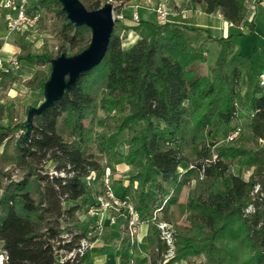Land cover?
<instances>
[{
    "label": "trees",
    "instance_id": "16d2710c",
    "mask_svg": "<svg viewBox=\"0 0 264 264\" xmlns=\"http://www.w3.org/2000/svg\"><path fill=\"white\" fill-rule=\"evenodd\" d=\"M79 1L86 10L109 2L118 13L130 0ZM190 1L238 32L216 38L166 21L150 38L122 48L124 26L115 18L98 65L30 126L27 111L34 105H18L10 124L0 123V264H82L89 249L66 256L82 239L95 238L87 210L104 192L105 167L112 179L120 165L128 167L126 180L113 178L111 189L147 225L141 248L150 264H162L167 252L152 220L155 210L174 229L166 264H264V80L254 83L249 98L242 95L251 62L232 39L243 35L251 7L246 0ZM33 6L53 15L51 32L60 46L33 51L27 34H17L14 56L34 71L25 80L0 72V89L18 83L38 90L43 101L51 60L86 49L91 32L71 24L58 0ZM209 43L217 45L216 57L202 72ZM242 119L239 135L220 142L216 125L233 131L232 121ZM190 185L188 200L180 202L181 189ZM123 222L118 264H135L137 246Z\"/></svg>",
    "mask_w": 264,
    "mask_h": 264
},
{
    "label": "crops",
    "instance_id": "0c3cea01",
    "mask_svg": "<svg viewBox=\"0 0 264 264\" xmlns=\"http://www.w3.org/2000/svg\"><path fill=\"white\" fill-rule=\"evenodd\" d=\"M158 3H164L167 6L169 12L166 20L168 22L179 23L190 28L192 27L206 29L212 37L216 38L235 35L238 32V30L234 28L230 23L226 22L220 16V14H218L217 12L212 14H205L202 10L201 5L194 4L190 0H130L120 8L118 12L120 14H116L122 15V13L127 9L129 11H132L133 9L135 10L136 7L139 9L142 7H147L148 9H150L149 11L152 12L154 16L153 19L156 22V14L154 9L158 5ZM181 6L182 8H180ZM133 11L131 15L135 13ZM249 24H253L251 32H248ZM123 26L124 30L120 34L121 46L122 48H128L136 40L142 38V36H140L132 28H129V26ZM1 29L2 26L0 24V30ZM242 31V36H233L232 39L236 43L239 49V53L247 57L251 62L250 68L244 71L242 75L243 81L241 83V91L242 95L245 97L243 91H247L248 93L254 86V83L259 79V76L264 74V0H255L253 2L251 10L246 17L245 26L242 28ZM11 42V44L7 42L2 45L0 44V58L7 59L15 53V42H13V39H11ZM7 45L10 50H6V52L2 51L3 48ZM207 47L210 48L211 54H216L217 45L215 43H209ZM256 66H258L257 70H255ZM249 70H255L254 74L249 72ZM33 71L34 68L30 69L26 64L23 71H21L23 74L17 75H19L22 80H25L32 75ZM33 92L35 91L27 92L26 89L21 85L19 87L14 86V88L6 91L0 89V107L3 110V113L4 109L6 107H9L11 109L10 111L12 117V111L18 106V104H21L23 106L26 104L24 101L25 94L26 98L33 99ZM6 115L7 114L4 113V117L0 121V123H3L2 125L4 126L10 124L9 121H7ZM119 143L117 145V149L118 151L123 153L125 151V145L123 142L122 145H120ZM121 170L122 175L126 180L128 169L126 166H121ZM116 222L117 221L113 223L114 225L109 224L108 222L105 223L109 224L108 228H106L104 234L102 233V237L96 238L95 244L91 247V249L88 250L85 259L89 257L90 261L86 264H118L119 245L122 239V230L121 224L118 223L119 225L117 227L115 225ZM146 232L147 225L140 224L137 229V240L140 247H138L137 251H135L133 255V261L135 262V264H150L146 251L141 248V239L145 236ZM94 250L97 251L93 252ZM90 251H92V253H89ZM82 264H85V262L83 261Z\"/></svg>",
    "mask_w": 264,
    "mask_h": 264
},
{
    "label": "built area",
    "instance_id": "2783aa9c",
    "mask_svg": "<svg viewBox=\"0 0 264 264\" xmlns=\"http://www.w3.org/2000/svg\"><path fill=\"white\" fill-rule=\"evenodd\" d=\"M255 0H246L245 3L252 6ZM35 0H1L0 9L5 11L3 16V32L0 33V44H4L13 35L33 33L37 27L40 19V13L34 9ZM156 19L158 24H163L165 16L168 15V9L164 3H159L155 8ZM117 19H121V15L114 14ZM136 19V16H133ZM20 66L14 54L7 59L0 58V72H7L18 69ZM261 81L264 80V74L259 76ZM241 128L238 126L229 136L232 139L237 136ZM104 192L102 195L95 199V204L87 210V215L94 219L95 232L100 233L105 225V219H108L109 224L115 223V218L112 211H116L119 217H128V226L134 229L139 219L138 213L134 210L131 203L126 200L118 198L111 189V168L105 167L104 169ZM159 210H155L152 214V220L158 219ZM115 214V213H114ZM117 219V218H116ZM156 227L159 231L160 239L167 246V252L164 255L162 264H166L170 257L173 255V230L170 225L165 221L158 219ZM134 232L133 230L131 231ZM91 246V241L82 239L79 247L70 252L66 258L78 254L81 256L86 249ZM4 255L0 252V263H2Z\"/></svg>",
    "mask_w": 264,
    "mask_h": 264
},
{
    "label": "water",
    "instance_id": "95a60500",
    "mask_svg": "<svg viewBox=\"0 0 264 264\" xmlns=\"http://www.w3.org/2000/svg\"><path fill=\"white\" fill-rule=\"evenodd\" d=\"M58 2L71 24L84 25L90 29V42L86 49L75 56L60 54L51 60L50 74L43 90L44 100L28 109V126L31 125L34 115L49 108L65 91L73 87L82 73L99 64L107 50L116 18L113 16V5L109 2L94 10H86L79 0Z\"/></svg>",
    "mask_w": 264,
    "mask_h": 264
},
{
    "label": "rangeland",
    "instance_id": "374dc122",
    "mask_svg": "<svg viewBox=\"0 0 264 264\" xmlns=\"http://www.w3.org/2000/svg\"><path fill=\"white\" fill-rule=\"evenodd\" d=\"M149 10L150 9H148L147 7H142L140 9L136 7L135 10L133 11L135 13L133 15H131L132 11H129L127 9V10H125L122 13L120 21H121V23L123 25H127V26H129V28H132L140 36L150 38L153 35V33H154V29H155V26H156V23H157V19H156V22H155V20L153 19L154 16H153L152 12L149 11ZM154 11H155V9H154ZM4 14H5V11L3 9H0V22H1L0 24L2 26V29L0 30V33L3 32V16H4ZM114 14H116L115 11H114ZM134 15L136 16V19H133ZM41 17L43 18V20L40 23H38V25L35 28V30L33 31V33H29L28 35H25L26 39H27V42H30L32 44L33 51L34 50L35 51L42 50V49H45L46 51H55L60 46V41L57 40L56 37L51 32V30L53 29V15L50 14V13L45 15V13L41 12L40 13V18ZM166 18H167V16H165V20H164L165 22L167 21ZM16 36L17 35L11 36L9 38V40L7 41V43L11 44L12 43L11 39H13V42H14ZM6 50H10L8 45L5 46L2 51L6 52ZM204 55L206 56V62L204 63V65H202V72H205V71L208 70V67L213 63V61L215 60V57H216V54H214V53L211 54L210 48H208L206 50ZM19 64H20L19 69L12 70V73H14L16 75L17 74H23L21 71H23V69H24L26 64L24 62H19ZM27 67L30 68V69L33 68L31 65H28V64H27ZM257 68H258V66L255 67V70H257ZM255 70H251V71L249 70V72L254 74ZM255 76H254V78H255ZM14 86L15 87H19L20 84L16 83V84L10 85V87H7L6 89H3V90L4 91L9 90L11 88H14ZM249 90H250V88H249ZM243 93H244L245 97L248 98V96L250 94V91L248 93H247V91L246 92L243 91ZM32 95L34 96L33 99L26 98V94H25V100L24 101H25L26 104L23 107H28L30 105L37 106L42 101V95H41V93L38 90L33 92ZM18 105H21V104H18ZM34 106H31V107H34ZM10 110L11 109L9 107H6L4 109V113L7 114L6 117H7V121H9V123L11 122V111ZM4 113H3V117H4ZM99 117H100L99 118V120H100L99 121V127H102V125H103L102 124L103 123V117H102L101 114H100ZM23 119H24V117H23ZM243 124H244V120L242 119L240 121H232V123L230 125L231 126H235V129H236L238 126L241 128L243 126ZM215 130L217 132V135H218V138H219L220 142L221 141H225L226 142V141L230 140V139H228V136L234 131V130L233 131H228V129H226L221 124H217L216 127H215ZM239 133L237 134V136L239 135ZM236 137H234V138H236ZM234 138H232V139H234ZM119 142H120L119 144L122 145V141L120 140ZM121 166H123V165L117 166L115 168V173H114V175L112 174V179L111 180H113V178H121L122 180H125L123 175H122ZM238 167H239L238 164H234V170H237ZM127 169H128V167H127ZM191 189H192V185H190L189 187L185 186V187H183L181 189L180 197H179V201L180 202H186L188 200V197H189V194L191 192ZM112 213H113V216H114L115 220H116V218H119V219L116 220L117 222H116L115 225L118 227V225H119L118 223H120L122 230L126 226L125 222H123V221H126L127 230L129 232V235H130V237L132 239H134V242L136 243V246H137V248L133 252V255H134L135 251H137V249L139 247V242L137 240V229H138L140 224L137 222L136 227L134 229H130L129 226H128V217L127 216L126 217H119L117 215L116 211H112ZM161 214L162 213L159 211L158 212V217L161 216ZM157 220L158 219L155 220V224H156ZM162 221H164V220H162ZM106 222H108V219H105V223ZM168 224L170 225L171 229L174 232V229H173L172 225L170 223H168ZM108 225H109L108 223L105 224L103 229H102V231H99L100 233H95V238L91 241V246H90L89 249H91V247L95 244L96 237H98V238L102 237V235L104 234V231L106 230V228H108ZM109 227H111V226H109ZM132 230L134 232H132V234H131ZM96 251L97 250H94L93 252H96ZM89 253H92V251H90ZM89 261H90L89 257L84 260L85 264L89 263ZM181 263L185 264V262H181ZM174 264H180V263H174Z\"/></svg>",
    "mask_w": 264,
    "mask_h": 264
}]
</instances>
